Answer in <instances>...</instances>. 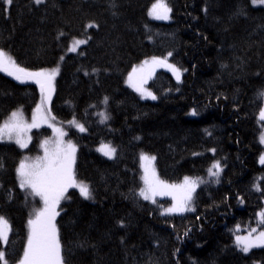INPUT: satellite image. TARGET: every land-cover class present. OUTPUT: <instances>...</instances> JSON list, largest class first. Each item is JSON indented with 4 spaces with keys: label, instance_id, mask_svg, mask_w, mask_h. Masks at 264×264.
I'll return each mask as SVG.
<instances>
[{
    "label": "trees",
    "instance_id": "obj_1",
    "mask_svg": "<svg viewBox=\"0 0 264 264\" xmlns=\"http://www.w3.org/2000/svg\"><path fill=\"white\" fill-rule=\"evenodd\" d=\"M155 1L13 0L6 6L0 0V50L28 71L59 66L46 110L60 124L74 119L85 128L68 136L76 145L75 177L92 198L68 190L58 205L64 264H264V248L244 254L234 245L237 232L264 228L258 219L264 206L258 144L264 8L251 0H165L172 11L161 23L147 17ZM73 40L87 43L72 52ZM168 53L182 71L181 84L159 71L148 84L156 99L141 100L125 85L127 74ZM39 101L35 84L0 72V123L14 111L34 113ZM36 141L27 151L0 143V216L12 228L4 248L9 264L22 258L27 222L39 204L19 187L16 171L26 155L39 153ZM101 144L116 149L112 159L96 151ZM140 154L155 157L164 182L206 181L196 189L193 211L164 216L168 201L139 197ZM216 161L218 182L208 174Z\"/></svg>",
    "mask_w": 264,
    "mask_h": 264
},
{
    "label": "snow or ice",
    "instance_id": "obj_2",
    "mask_svg": "<svg viewBox=\"0 0 264 264\" xmlns=\"http://www.w3.org/2000/svg\"><path fill=\"white\" fill-rule=\"evenodd\" d=\"M6 6H10L13 0H2ZM36 5L45 3V0H34ZM253 5L264 4V0H251ZM171 8L168 7L165 0H157L152 5L149 15L153 19L167 20L170 18ZM88 28L96 27L95 24H88ZM63 35V33H61ZM87 40H76L75 44L69 51H77V47L86 44ZM168 53V56H171ZM63 59V57H61ZM156 66L168 68L176 77L177 82L181 80V70L174 64L168 62L166 58L153 57L151 60H146L138 68H133L128 76V84L136 92L140 93L142 98L156 99V96L151 92H146L142 85L147 78L152 75L149 71L147 75L138 77V73H144L146 68L151 67L152 70ZM58 68L52 70L28 71L17 64L15 59L4 50H0V72L11 76L20 83L28 81L34 82L40 88L41 103L37 105L33 114L32 122L28 123L20 111H14L11 116L2 125H0V141L15 142L20 148H27L31 137L27 133L32 128H38L40 122L47 119V113L44 105L51 102V94L54 92L53 82L58 75ZM260 95L264 97V92ZM107 103V97L103 101ZM104 120L107 119L103 113L100 114ZM191 115L195 116L197 113L193 111ZM55 119V117H52ZM259 119L264 121V109L259 112ZM103 122V121H102ZM81 132L85 131L82 124H77L75 121L71 122ZM51 127V125H49ZM63 137L66 133L60 129H54ZM260 143L264 144V133L260 136ZM49 141H45L43 157H37L36 160L28 162L21 161L17 168V178L19 180V187L22 190H31L35 196H39L43 201L44 207L36 211L34 218L29 219L27 243L23 251L22 258L17 264H64L62 256V246L59 240V233L55 223L56 217L59 215L57 207L62 199H66V193L69 188H77L80 195L84 199H91L92 194L89 186L84 182H78L74 173L75 152L76 148L70 141L65 145L62 140H58L51 148H49ZM103 155L109 159L113 158L116 152L114 147L105 145L98 149ZM211 151H215L214 149ZM143 169L144 187L140 189L139 196L146 201L155 203L157 195H169L173 200L170 208H167L162 214L183 213L186 211H193L191 202L196 188L206 181L201 178L185 177L182 184H167L159 179L156 175L155 168L152 162L155 157L141 155L140 157ZM261 165H264V155L259 160ZM222 171L219 161L214 162L208 169L210 177H216L217 182ZM257 191L261 188L259 184L255 185ZM260 222L264 223V211L260 214ZM123 226V224H121ZM12 228L10 222L3 216H0V264H9L6 251L4 248L9 243V236ZM256 232V229H252ZM187 233H185L186 235ZM236 243L241 251L248 253L254 247L264 248V231L252 238L251 233L246 237H236Z\"/></svg>",
    "mask_w": 264,
    "mask_h": 264
},
{
    "label": "rangeland",
    "instance_id": "obj_3",
    "mask_svg": "<svg viewBox=\"0 0 264 264\" xmlns=\"http://www.w3.org/2000/svg\"><path fill=\"white\" fill-rule=\"evenodd\" d=\"M157 1H155L154 3H156ZM153 3V4H154ZM152 4V5H153ZM152 5H151V7H150V9L148 10V12H147V17H148V19L150 20V21H154V22H161V23H168L169 21H170V18L169 19H167V20H158V19H153L150 15H149V12H150V10H151V8H152ZM255 7H263L264 8V4H257V5H254ZM76 40H73L71 43H70V45H69V48H71L73 45H72V43L73 42H75ZM79 47V46H78ZM157 58H166L167 60H168V62L169 63H171V64H173L172 62H171V60H170V58H171V56H168V55H164V56H162V57H157ZM152 58H149V59H146V60H151ZM146 60H144V61H146ZM144 61H142L141 63H139V64H137L136 66H134L133 68H138L140 65H142L143 63H144ZM176 66V65H175ZM177 67V66H176ZM56 68H59V66H57ZM133 68L131 69V71L127 74V76H126V78H125V85L131 90V91H133L137 96H138V98H140L141 100H143V101H153V99H151V98H142L141 97V95H140V93H138V92H136L132 87H130L129 86V84H128V76H129V74L132 72V70H133ZM178 68V67H177ZM53 69H55V68H53ZM50 70H52V69H50ZM49 70V71H50ZM149 71H152V75L149 77V78H147V80H146V82L145 83H143V85H142V87H143V89L144 90H146V92H151V90L149 89V87H148V84L153 80V78H154V75L157 73V72H159V71H162V72H165V73H167V74H169L170 76H171V78L175 81V83H177V84H181V82H182V75H181V80H180V82H177V80H176V77L173 75V73L168 69V68H166V67H161V66H156L155 68H154V70H152L151 69V67H149V68H146L145 69V71H144V73H138L137 74V76L138 77H140V76H145V75H147V73L149 72ZM181 73H182V71H181ZM5 74V73H4ZM11 77V76H10ZM12 78V77H11ZM29 83H33V84H35L34 82H31V81H28ZM36 85V87H37V89L39 90V92H40V88H39V86L37 85V84H35ZM152 93V92H151ZM52 95V94H51ZM41 103V92H40V101H39V104ZM38 104V105H39ZM46 107H47V104H45L44 105V109H45V111H46V113H47V119L46 120H43V121H41L40 122V126L38 127V128H32L28 133H27V135L28 136H30L31 137V140L28 142V146H27V148H20L15 142H10V141H7V140H4V141H0V143H10V144H13V145H15L18 149H20L21 151H27L30 147H31V145L33 144V140L34 139H36L37 141H36V145H37V147H38V151H39V153L37 154V155H35V156H28V155H26V157H24L23 158V160L22 161H25V160H27L28 162H31V161H34V160H36V158L37 157H43L44 155H45V152H44V147H42V145H44V142L47 140V141H49L50 143H49V148H51L58 140H62L63 141V143L66 145L69 141L73 144V145H75V143L73 142V141H71L70 139H69V131L70 130H72V131H74L75 133H77V134H83L84 132H81L79 129H78V127H76L74 124H72L71 122L72 121H75L74 119H70L69 121H67L66 122V125H63V124H60L59 122H57L55 119H52V116H51V114H50V111H47L46 110ZM36 109V108H35ZM35 109H34V111H35ZM261 109H264V97L262 98V108ZM23 114V113H22ZM33 114L34 113H31L30 115H28V114H23V116H24V119L28 122V123H31L32 122V118H33ZM6 120H8V119H6ZM5 120V121H6ZM102 120V119H101ZM104 120V119H103ZM258 120L259 121H261L260 119H259V115H258ZM5 121H3V122H1L0 123V125H2ZM77 124H80V123H78L77 121H75ZM49 125H51V127L49 126ZM54 129H60L62 132H64V133H66V135H64L63 137H61L60 136V133L59 132H57V131H55ZM262 133H264V127H261L260 128V133H259V136H258V144L261 146V148H262V153H261V155L259 156V160H260V157L262 156V155H264V144H261L260 143V136H261V134ZM105 145H108V146H111V145H109V144H101V145H99L98 147H97V149H96V151L101 155V156H103L104 158H107V159H109L108 157H106L105 155H103L102 154V152L101 151H98V149H100V148H102V146H105ZM111 147H113V146H111ZM75 148H76V145H75ZM141 155H147V154H140V157H141ZM115 156V155H114ZM147 156H149V157H153V156H151V155H147ZM75 157H76V152H75ZM140 157H139V166H140V171H141V177L143 176V169H142V167H141V164H142V161H141V159H140ZM112 159V158H111ZM260 163V162H259ZM152 165H153V167L155 168V172H156V175L158 176V173H157V170H156V167H155V162L153 161L152 162ZM73 168H74V166H73ZM159 177V176H158ZM160 179V178H159ZM77 180V179H76ZM142 180V179H141ZM161 180V179H160ZM184 180V179H183ZM183 180L181 181V182H178V183H173V184H176V185H179V184H182L183 183ZM78 181V180H77ZM79 182V181H78ZM167 183V182H166ZM167 184H171V183H167ZM144 187V183H143V180H142V185H141V188H143ZM140 188V189H141ZM140 189H139V192H140ZM197 189V188H196ZM28 190H30V189H28ZM68 190H76L78 193H79V190L77 189V188H69ZM196 192V191H195ZM139 194V193H138ZM79 195H80V193H79ZM194 195H195V193L193 194V199H194ZM81 196V195H80ZM82 197V196H81ZM143 201H146V200H144L141 196H139ZM38 199H39V204L36 206V211H38L39 209H42L43 207H44V205H43V201L41 200V198L38 196ZM193 199H192V202H191V207L193 208ZM155 201L156 202H158V201H168L169 202V205H167V206H165V207H163L162 209H161V214L167 209V208H170L171 206H172V204H173V200H172V198H171V196H169V195H157L156 197H155ZM146 202H150V203H152L151 201H146ZM155 202V203H156ZM57 211H58V207H57ZM262 211H264V206H263V209L259 212V214L262 212ZM59 212V211H58ZM188 212H191V211H186V212H183V213H173V214H162V215H164V216H179V215H184V214H186V213H188ZM35 213L36 212H34V213H32L31 214V216L29 217V219H32V218H34V216H35ZM56 219H57V217H56ZM258 219H259V222H260V215H258ZM55 223H56V220H55ZM28 226V225H27ZM261 231H264V228L261 230ZM249 233H251V235H252V238H255L258 234H259V232H252V231H249V232H247L246 234H240L239 232H237L235 235H234V245H235V247H236V249L237 250H239V251H241V249H240V247L237 245V243H236V237L237 236H240V237H246V236H249ZM255 248H261V247H254V248H252V249H255ZM251 249V250H252ZM250 250V251H251ZM249 251V252H250ZM242 253H244L243 251H241ZM244 254H247V253H244Z\"/></svg>",
    "mask_w": 264,
    "mask_h": 264
}]
</instances>
